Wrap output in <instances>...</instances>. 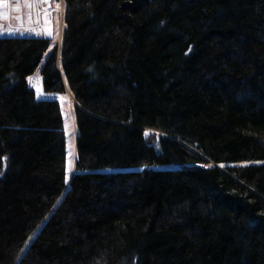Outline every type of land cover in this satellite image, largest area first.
<instances>
[{"label":"trees","instance_id":"obj_1","mask_svg":"<svg viewBox=\"0 0 264 264\" xmlns=\"http://www.w3.org/2000/svg\"><path fill=\"white\" fill-rule=\"evenodd\" d=\"M62 2L0 35V264H264V0Z\"/></svg>","mask_w":264,"mask_h":264},{"label":"rangeland","instance_id":"obj_2","mask_svg":"<svg viewBox=\"0 0 264 264\" xmlns=\"http://www.w3.org/2000/svg\"><path fill=\"white\" fill-rule=\"evenodd\" d=\"M41 1L42 0H0V35H35L49 37L52 39L50 52L57 49V52L60 53L64 27L63 2L62 0H49L50 5L46 10L41 6ZM39 4L40 7H37ZM46 25L52 28L51 36H48V33L43 29ZM34 77L41 78V75L37 74ZM37 91L40 95H43L42 90ZM56 96L62 101L64 107L63 116L67 148V182L69 183L75 171L77 161V127L74 115L76 103L69 90L64 95ZM148 131L159 133L158 131ZM143 168L164 169L165 167L155 166Z\"/></svg>","mask_w":264,"mask_h":264},{"label":"bare ground","instance_id":"obj_3","mask_svg":"<svg viewBox=\"0 0 264 264\" xmlns=\"http://www.w3.org/2000/svg\"><path fill=\"white\" fill-rule=\"evenodd\" d=\"M40 4L44 9L47 10V7H49V5H50V1L49 0H42ZM40 4L37 5V7L38 6L40 7ZM43 29L48 33V36H51V33H52L51 26L46 25L43 27ZM31 82H32L31 86L34 87L36 90H42V81H41L40 77H32Z\"/></svg>","mask_w":264,"mask_h":264},{"label":"water","instance_id":"obj_4","mask_svg":"<svg viewBox=\"0 0 264 264\" xmlns=\"http://www.w3.org/2000/svg\"><path fill=\"white\" fill-rule=\"evenodd\" d=\"M49 38V37H48ZM41 80H42V78H41Z\"/></svg>","mask_w":264,"mask_h":264},{"label":"crops","instance_id":"obj_5","mask_svg":"<svg viewBox=\"0 0 264 264\" xmlns=\"http://www.w3.org/2000/svg\"><path fill=\"white\" fill-rule=\"evenodd\" d=\"M43 95H44V93H43Z\"/></svg>","mask_w":264,"mask_h":264}]
</instances>
